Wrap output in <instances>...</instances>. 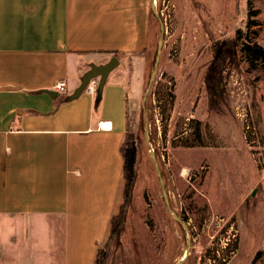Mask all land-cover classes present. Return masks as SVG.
Returning a JSON list of instances; mask_svg holds the SVG:
<instances>
[{"label":"rangeland","instance_id":"obj_1","mask_svg":"<svg viewBox=\"0 0 264 264\" xmlns=\"http://www.w3.org/2000/svg\"><path fill=\"white\" fill-rule=\"evenodd\" d=\"M153 5L161 22L152 12L140 89L130 87L137 181L123 228L102 246L104 264H264V71L250 66L237 33L256 20L251 37L264 45V0Z\"/></svg>","mask_w":264,"mask_h":264},{"label":"crops","instance_id":"obj_2","mask_svg":"<svg viewBox=\"0 0 264 264\" xmlns=\"http://www.w3.org/2000/svg\"><path fill=\"white\" fill-rule=\"evenodd\" d=\"M152 1L0 0V264H95L120 201ZM114 56L98 106L87 89L66 101Z\"/></svg>","mask_w":264,"mask_h":264},{"label":"trees","instance_id":"obj_3","mask_svg":"<svg viewBox=\"0 0 264 264\" xmlns=\"http://www.w3.org/2000/svg\"><path fill=\"white\" fill-rule=\"evenodd\" d=\"M251 8V7H250ZM258 22L248 19L246 30L238 29V38L242 40V52L244 53L250 66L254 69L260 68L264 71V45L254 41L251 37V27ZM129 125V118H128ZM129 129V126H128ZM127 129L126 139L122 145L123 172L122 185L120 189V201L117 212L111 218L108 230L107 244L112 238L117 236L125 223L127 211L132 200L133 191L138 175V154L139 146L133 133ZM107 255V249L100 247L96 254L95 264H104Z\"/></svg>","mask_w":264,"mask_h":264},{"label":"water","instance_id":"obj_4","mask_svg":"<svg viewBox=\"0 0 264 264\" xmlns=\"http://www.w3.org/2000/svg\"><path fill=\"white\" fill-rule=\"evenodd\" d=\"M151 7H152V12L155 13L156 17L161 22L160 17L156 13V10L154 8L153 1H152ZM162 46H163V41H162V38H160V40L157 44V49H156V53H155L154 67H153V70H152L150 77H149V80H148V86L145 90L144 98H146V96L149 94V92L151 90V87H152V84H153V81L155 78V74H156V71H157L158 66H159L161 52H162ZM119 63H120V61H119L117 56H114L112 59H110V61H108L107 63L101 64V65L91 63L89 66V69L82 75L81 82H80L79 86L71 94H69L65 98L66 101H70V100H73V99H76L77 97H79L80 94L86 90L90 81L92 79L96 78V79H98V85L96 88V106H98V104L102 98L104 85L108 79V76H109L110 72L112 70H114L119 65ZM51 92L54 94L53 91H51ZM145 129H146V135L148 136V133H147L148 126L147 125H146ZM153 157L155 158L154 154H153ZM158 173L160 175L159 169H158ZM161 183L163 185V188H165L164 187V181L162 178H161ZM164 193H165L164 196L166 199L167 195H166L165 189H164ZM167 205H168L169 211L172 212L168 202H167ZM172 216L176 220H178L186 230L188 229L186 223L181 218L174 215L173 213H172ZM189 249H190V240L187 241V252H186L187 254L189 253ZM184 260H185V258L177 261L175 264H182L184 262Z\"/></svg>","mask_w":264,"mask_h":264},{"label":"built area","instance_id":"obj_5","mask_svg":"<svg viewBox=\"0 0 264 264\" xmlns=\"http://www.w3.org/2000/svg\"><path fill=\"white\" fill-rule=\"evenodd\" d=\"M97 85H98V79H92L90 81V83L88 84L87 86V90L90 91V92H93L95 93L96 92V88H97ZM57 88L59 91H62V92H65L66 91V82L65 81H61L57 84Z\"/></svg>","mask_w":264,"mask_h":264},{"label":"flooded vegetation","instance_id":"obj_6","mask_svg":"<svg viewBox=\"0 0 264 264\" xmlns=\"http://www.w3.org/2000/svg\"><path fill=\"white\" fill-rule=\"evenodd\" d=\"M185 223H186V225H188V223H187V221L188 220H186V218H184L183 217V219H182ZM179 224H181L178 220H176ZM182 225V224H181ZM188 227V226H187ZM191 246H192V244L190 243V249H189V253L187 254H185V256L188 258V256H189V254H190V251H191ZM183 264V263H182Z\"/></svg>","mask_w":264,"mask_h":264}]
</instances>
